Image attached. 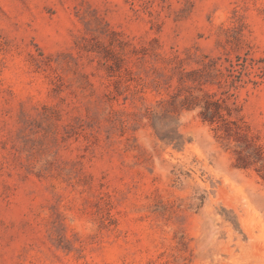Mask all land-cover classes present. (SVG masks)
<instances>
[{
	"label": "rangeland",
	"instance_id": "1",
	"mask_svg": "<svg viewBox=\"0 0 264 264\" xmlns=\"http://www.w3.org/2000/svg\"><path fill=\"white\" fill-rule=\"evenodd\" d=\"M0 264H264V0H0Z\"/></svg>",
	"mask_w": 264,
	"mask_h": 264
}]
</instances>
